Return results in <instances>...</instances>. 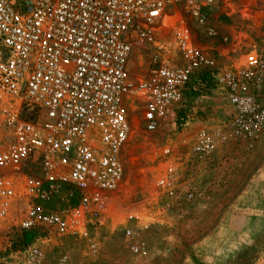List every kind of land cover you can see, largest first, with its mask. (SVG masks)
I'll return each instance as SVG.
<instances>
[{
	"label": "built area",
	"instance_id": "2783aa9c",
	"mask_svg": "<svg viewBox=\"0 0 264 264\" xmlns=\"http://www.w3.org/2000/svg\"><path fill=\"white\" fill-rule=\"evenodd\" d=\"M217 1L0 0V252L12 228L83 239L95 252L89 224L108 214L123 181L134 107L145 131L174 127L199 73L222 91L230 115L215 139L196 131L189 161L209 158L215 140L264 134V57L207 51L181 18L180 10L213 36L206 9ZM167 28L170 42L161 36ZM135 44L149 54V72L136 80ZM162 162L157 185L172 202L182 185L169 144ZM127 218L142 221L138 213ZM23 249L26 264H43L41 247ZM145 252L143 243L131 247L136 257Z\"/></svg>",
	"mask_w": 264,
	"mask_h": 264
},
{
	"label": "rangeland",
	"instance_id": "374dc122",
	"mask_svg": "<svg viewBox=\"0 0 264 264\" xmlns=\"http://www.w3.org/2000/svg\"><path fill=\"white\" fill-rule=\"evenodd\" d=\"M180 15L199 47L232 58L250 51L264 57V0H218L209 6L206 24L213 36L189 14L180 10ZM161 36L170 42L171 30ZM148 72L149 54L135 44L131 76L136 80ZM199 89L195 99L185 89L184 119L170 129L145 131L141 108L134 107L132 134L122 153L123 181L111 194L108 214L89 224L96 251L86 240L38 230L33 244L43 249V264H264V134L247 142L215 140L209 158L189 161L196 131L205 129L215 139L230 115L221 90ZM167 144L183 186L172 202L157 185L166 167L162 150ZM189 192L194 198H187ZM134 213L141 222L128 220ZM127 227L133 231L130 237ZM21 234L17 228L7 234L0 264H26ZM138 243L146 247L141 257L131 253Z\"/></svg>",
	"mask_w": 264,
	"mask_h": 264
},
{
	"label": "trees",
	"instance_id": "16d2710c",
	"mask_svg": "<svg viewBox=\"0 0 264 264\" xmlns=\"http://www.w3.org/2000/svg\"><path fill=\"white\" fill-rule=\"evenodd\" d=\"M201 84H206V87L204 88H208L209 85H208V74L207 73H199L195 76L192 77L190 83L188 84V88L191 89V94L192 95V98L191 99H195V97L199 96V88L201 87ZM194 86H197L198 89H193ZM182 108L181 107L177 113V116H176V122L178 125H180L182 123V119L183 116H181V112H182ZM39 237V231L38 230H30V231H24L22 232L21 234V237H20V243L22 245H29L31 244L32 242H34L37 238Z\"/></svg>",
	"mask_w": 264,
	"mask_h": 264
},
{
	"label": "crops",
	"instance_id": "0c3cea01",
	"mask_svg": "<svg viewBox=\"0 0 264 264\" xmlns=\"http://www.w3.org/2000/svg\"><path fill=\"white\" fill-rule=\"evenodd\" d=\"M200 88H204V87H200ZM225 100V99H224ZM178 113V112H177ZM177 116V115H176ZM176 124H177V122H176ZM175 166H177V167H179V165H175ZM180 169V168H179ZM183 187V186H182Z\"/></svg>",
	"mask_w": 264,
	"mask_h": 264
},
{
	"label": "bare ground",
	"instance_id": "6f19581e",
	"mask_svg": "<svg viewBox=\"0 0 264 264\" xmlns=\"http://www.w3.org/2000/svg\"><path fill=\"white\" fill-rule=\"evenodd\" d=\"M134 64V63H133Z\"/></svg>",
	"mask_w": 264,
	"mask_h": 264
}]
</instances>
